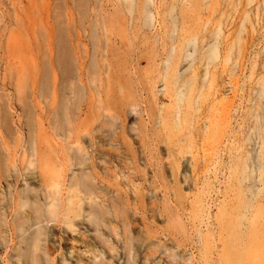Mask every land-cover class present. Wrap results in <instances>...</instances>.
<instances>
[{"label":"rangeland","instance_id":"1","mask_svg":"<svg viewBox=\"0 0 264 264\" xmlns=\"http://www.w3.org/2000/svg\"><path fill=\"white\" fill-rule=\"evenodd\" d=\"M95 263L264 264V0H0V264Z\"/></svg>","mask_w":264,"mask_h":264},{"label":"bare ground","instance_id":"2","mask_svg":"<svg viewBox=\"0 0 264 264\" xmlns=\"http://www.w3.org/2000/svg\"><path fill=\"white\" fill-rule=\"evenodd\" d=\"M76 185L79 186L80 189L83 190L86 193L85 194L86 199L89 201V205L91 207L92 221H93V223L95 225L100 226L102 221L106 217H105L104 209L102 207H100V204L97 202V200L100 199L99 195L95 194V192L93 191V189L91 188V186L89 184V180L87 178H85V177L82 178V179H78L77 182H76ZM47 195H48V198L52 199L53 202H54L52 207L55 206L56 202L59 203V197H58L59 194L56 192V190H54V188H52L51 191ZM48 211L51 212V210H48V208L46 209V214L47 215H48ZM41 236H43L42 233H39L38 237L40 238ZM100 236H102V234H100ZM24 241L26 242L25 239H24ZM30 242H31V244H35V245L39 246V244H38L39 240L35 241L33 239Z\"/></svg>","mask_w":264,"mask_h":264}]
</instances>
